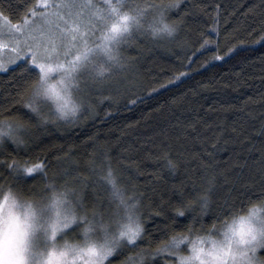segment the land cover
Here are the masks:
<instances>
[{"label":"trees","instance_id":"16d2710c","mask_svg":"<svg viewBox=\"0 0 264 264\" xmlns=\"http://www.w3.org/2000/svg\"><path fill=\"white\" fill-rule=\"evenodd\" d=\"M155 2L178 3L167 12L174 36L135 35L122 46L127 72L91 84L78 119L49 113L40 122L27 109L28 92L18 90L24 60L0 73V120L26 126L23 144L9 140L0 147V183L34 198L42 178L17 184L7 164L43 161L58 183L79 188L88 181L90 204L93 191L108 197L101 180L110 163L125 194L139 200L149 241L141 245L145 264H171L166 253L147 254L173 235H191L190 228L203 234L202 227L219 225L216 216L225 208L243 210L264 193V0ZM37 3L0 0V11L15 24ZM112 264H124V257Z\"/></svg>","mask_w":264,"mask_h":264},{"label":"snow or ice","instance_id":"6c2138e0","mask_svg":"<svg viewBox=\"0 0 264 264\" xmlns=\"http://www.w3.org/2000/svg\"><path fill=\"white\" fill-rule=\"evenodd\" d=\"M42 6V12L30 10L15 24L0 11L6 24L0 28V69L24 58L26 75L18 90L28 92L26 107L40 122L49 119L48 113L68 121L87 111L86 89L126 71L121 48L135 35L176 32L167 18L168 10L178 7L175 2L42 0ZM21 130L26 126L20 121L0 120V144H23ZM7 169L17 184L35 180L36 175L45 183L34 198L23 195L16 184L0 183V264H27L29 251L32 264H41L45 249L46 264H112L122 256L124 264H145L141 245L149 241L139 200L125 194L110 163L101 180L108 197L102 199L93 191L90 204L84 196L88 181L79 188L58 183L43 161L14 162ZM258 200H249L239 211L227 207L216 216L218 226L202 227L203 234L190 228L191 235H173L147 255L166 253L175 264H264L259 255L264 250V193ZM199 203L202 212L207 211L206 195ZM182 215L178 209L177 219ZM71 234L75 235L69 239ZM132 249L137 251L129 254Z\"/></svg>","mask_w":264,"mask_h":264},{"label":"rangeland","instance_id":"374dc122","mask_svg":"<svg viewBox=\"0 0 264 264\" xmlns=\"http://www.w3.org/2000/svg\"><path fill=\"white\" fill-rule=\"evenodd\" d=\"M52 2V0H49V3H51ZM37 13H40V12H42L43 10H44V8H43V6H42V0H38V3H37V5H36V8L34 9ZM14 24V23H13ZM0 28H6V24L4 23V21L3 20H0ZM174 34V33H173ZM171 35V36H169V35H167V34H165V35H161V36H152L153 38H156V39H159V40H161V41H164V40H170V39H172V37L174 36V35ZM5 39H6V37H5ZM130 42V41H129ZM129 42H126V43H129ZM21 60H24V58H21ZM21 60H19V61H21ZM19 61H17V62H15V63H12V64H7V62L5 63V68L4 69H0V73H2V72H6L10 67H12V66H14L15 64H17ZM124 61H122V63H123ZM124 64V63H123ZM125 66V69H126V71H124V72H118V73H115L111 78H109L108 80H111V79H115V78H117V77H121V76H123L126 72H127V65H124ZM108 80H106V81H108ZM106 81H104V82H93V85H100V84H102V83H105ZM49 114V113H48ZM50 116H51V113H50ZM23 131V130H22ZM6 141H9V140H5V141H3V143L4 142H6ZM2 143V144H3ZM2 144H0V147H1V145ZM79 239V238H78ZM181 248H182V250L184 249V246L182 245L181 246ZM185 254H187L186 252H185ZM171 264H175V262L173 261H171Z\"/></svg>","mask_w":264,"mask_h":264},{"label":"clouds","instance_id":"9594fccd","mask_svg":"<svg viewBox=\"0 0 264 264\" xmlns=\"http://www.w3.org/2000/svg\"><path fill=\"white\" fill-rule=\"evenodd\" d=\"M8 216V213L6 211V217ZM5 223H8V219L5 220ZM43 251V255L41 256V264H46V260H47V250H42ZM26 255L28 256V261L27 264H32V257H31V251H29L28 253H26Z\"/></svg>","mask_w":264,"mask_h":264}]
</instances>
